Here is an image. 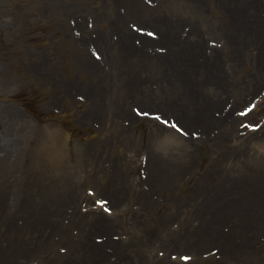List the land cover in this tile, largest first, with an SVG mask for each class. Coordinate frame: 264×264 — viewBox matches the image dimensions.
<instances>
[{"label": "rangeland", "instance_id": "374dc122", "mask_svg": "<svg viewBox=\"0 0 264 264\" xmlns=\"http://www.w3.org/2000/svg\"><path fill=\"white\" fill-rule=\"evenodd\" d=\"M208 1L203 0L202 8L199 12H196L187 7L184 3L185 0H137L136 15L145 10L147 15L153 13L155 17L158 16L159 20H166L165 22H174L170 21L173 19L177 23L183 21L182 24H198L201 28L206 29L210 28L207 26L210 21L219 22L217 18L218 8L215 7L214 2ZM47 2L46 0H0V155H3L0 156V205L8 212L12 210V213H18L22 216L28 214L27 219L36 214L34 225L38 231L43 232L44 238L48 233H51L47 247L54 244L53 249L55 247V252L58 251L59 247L63 248L67 251L61 254L69 257L68 254L72 253L71 256L74 255V250L66 247L64 237H67L68 234L74 238L81 236V229L86 224L85 230L91 228L88 236L91 240L94 235H96L95 238L100 239L97 236L101 233H96L98 231L95 230V219L91 215L85 217L84 213L86 211L84 210L80 211L81 217L76 216L74 218V221L78 223H69L72 208L68 207V202L74 200V204L76 202L81 203L83 199L80 198V201H78L76 196L82 195L87 188L93 189L94 186L98 185V181L107 182L111 178L113 187L120 189L123 196L121 212L114 211L116 215L113 216L116 217L114 219L115 231L118 232V228L130 227L133 222L138 224L141 221L145 225L138 226L133 230L136 231L137 228H141L138 233H145V226L151 223L150 220H158L162 213L166 212L168 213L166 215V229H159L166 230L164 233L171 230L175 232L176 227L168 225L171 218L169 213L172 210L171 200L177 196L186 197L189 194V189L194 185L189 172L196 171L197 176L204 172L207 173V176L211 173L217 175L221 171L226 174L224 165L213 164L214 154H212L209 146L204 145L196 147V152L192 157L184 158L186 147L189 146L184 138L178 135L176 131L153 130L150 123L147 120L146 122L145 119H138V121L133 119L132 126L134 128L131 125L122 126L119 124L118 119L125 118V115L113 109L109 104L104 105L108 108V115L96 116L92 121V114L86 110L97 108V101L91 96V91L95 92L97 90V88L92 87L97 77L94 74H89L85 67L79 65L76 51H88L87 56L89 59L95 56L98 59L100 55L102 56L101 50L91 41L86 44L79 37L81 32L83 37L92 35L91 37L94 38V35L97 36L99 33L107 34L109 37L110 32L106 30L105 23L102 21L112 19L115 15L116 5L112 7L110 3L106 1L104 3L103 0H54L53 4L49 6L46 5ZM187 2L188 0H186ZM100 5L104 6V17H100L98 22L92 19L95 23L88 21L85 23L88 30L82 31L83 29H80L77 25L79 15H83L85 18H93L94 14L99 12ZM119 7L123 11V4L120 3ZM229 8L230 10L233 9L232 6ZM236 12H239L236 17H240L238 28L242 30L239 35V46L244 48L241 52L230 47L228 43L224 44V39L219 40L216 36L211 37L210 35V38L208 36L206 41L210 45L211 43H221V45H224L221 47L222 49L226 47L233 53L232 56L238 55L237 61L232 64V60H228L225 65V57L222 56L218 60L221 63H217L215 59H210L211 56L207 52L205 58L209 59L207 65L217 67V63L220 69L225 70L224 77L227 76V79L222 89L231 95L223 101L222 107L228 102L232 105L233 100L237 99L236 102L241 101V104L234 109L239 113L242 108H246L245 110L248 107L253 109L255 105L251 96H245L246 89L240 90L239 94H234L232 91L236 90L240 84L253 79L250 72L254 60L262 56L264 52V41L262 43L258 42L260 38V35H258L259 30H264V0H250L246 7L240 8L239 6L236 8ZM169 16L170 20L168 19ZM125 19L123 22L126 23L129 30H132V26L138 27L139 25L143 29H152V31L157 28V26H146V23H140V20L133 14ZM89 23L91 24L90 27L88 26ZM187 28L188 26H185L186 30ZM249 28L250 32L245 34ZM152 31L150 33L153 34ZM172 32H176V30H172ZM168 33H170V30ZM211 38L215 39L210 40ZM84 39L89 40V38ZM161 47L162 44H159L155 46V50L159 52L167 46L165 48ZM105 67H108L109 72L113 74H109L111 77L114 76L121 83L127 81L125 74H119L120 71L116 64L113 66L109 63ZM99 68L101 69V65H99ZM136 81L137 84L134 89L128 83V85L122 87L115 86L116 92H114L109 90L110 84L102 83L101 90L107 92L105 93L107 97L115 95L121 98L122 102L130 108V111L159 113L158 118L168 119L170 117L169 113H166L168 102H164L169 96L167 87L162 89L156 79L154 80L146 74L138 76ZM128 90L129 93L124 96L123 92ZM260 90L261 96L264 97V84H262ZM117 92L121 95H118ZM142 94L147 95L152 101L143 102L144 104L137 102ZM127 96L130 97L131 102H127ZM255 102H258V98ZM7 110L15 111L18 115L15 117L10 114L2 116L1 113H6ZM253 114V116L245 115L240 119V122L238 121V124L240 123L241 126L242 123L246 122L245 128L250 132L253 130L251 129L252 125L259 124L260 128L253 130L258 133L250 136L245 134L246 131L237 132L232 145L238 146L236 148L242 153L241 159H247L249 167L254 166V169L261 170L259 174H255L253 177L255 181H258L256 177H264V125L261 126L264 123V109ZM105 118H109L110 122L122 126V133L111 128L107 129L111 134L108 136L107 142L104 135L100 134L101 130L97 132L93 125L96 121L104 127ZM86 124L88 125L86 126ZM112 137L117 139L113 140ZM91 148L93 150L98 149L100 153H103L99 160L87 157V151ZM151 153L167 156V158L172 159V165L178 162L184 164V160L188 159L193 167L185 173L179 174L180 170L177 171L179 176L169 179V182L164 184H158L160 183L159 180L156 181L154 184L162 187L163 191L153 192V201L155 202L150 206V213L142 216L138 213L140 207L135 209L139 205L136 204L135 199L139 195L140 189L147 188L146 186L149 183L145 182H153L154 177L150 172L147 178L148 172L144 166L138 169L135 164L138 163L141 155L148 154L149 156ZM96 161L98 162L96 163ZM239 161V158H233L228 162L227 167L237 169L240 165ZM133 165L135 168H131ZM34 181L40 184V187L36 186ZM52 182L55 183L56 188L50 191ZM69 185L76 189L77 193H71L72 191L67 189ZM51 192L55 193L54 198H52ZM40 197L42 200L38 204L36 201ZM68 197H70L69 200H67ZM23 198H27L29 201L34 199L35 201L30 203ZM43 202L47 206L46 209L50 215L43 209ZM74 204L71 206H80ZM54 208H60L63 215H58ZM35 210L38 212H34ZM101 211L106 213L103 209ZM42 212H45L48 218L44 219ZM218 215L221 219L216 220L219 223L216 227L219 230L216 232L217 235H222V232H225L222 238L224 241H220L219 244L211 243L208 239L212 234L207 237L202 236L206 232L214 230L212 228L210 231H206V228L210 226L206 224V215L201 220L200 217H195V213L190 212L187 214L184 211V213L177 216V220L181 219L185 224L187 223L186 226L196 228L198 232H201L198 233V236L204 245L196 242L189 245L182 242L174 244L172 241L174 233L172 231L170 236L166 237L162 235L158 238L152 235L148 240V245L154 246L160 243V246L156 249L153 248L151 259L145 264H228V261L229 264H264L256 262L251 254L245 255L244 258H240L238 261H233L231 255L223 251L222 244L229 245L227 237L230 240H235L236 243H240V241L242 242L240 235L253 233L254 231L251 228H245L239 233V230L235 229L234 226L239 228L240 223L238 222L241 221V218L237 215H230L228 218H223L221 214ZM142 218H145V220ZM248 219L260 222L262 226H255L254 230L258 229L257 232H262L258 233L257 237L264 243V219L260 220L256 216ZM104 223L103 220L100 221L101 229L105 227ZM149 227H152V224ZM2 228L0 225V231H2ZM64 230L66 234L63 232ZM126 233L133 234V231H126ZM213 233H215V230ZM114 234L113 232L112 235ZM247 236L251 237V235ZM133 237L130 238L134 239ZM33 238L35 239L34 234ZM130 238L119 240L121 248L125 247L126 243H130L135 247L138 246L136 240L128 242ZM61 239H64L62 240L64 244L61 243ZM37 243L39 242L35 241L33 244H28L30 251L25 250L28 245L24 247L23 244L19 248L12 246L9 248L8 242L7 247L0 249L9 248V252L16 251V253L11 254L13 258L10 259L14 261L12 264H19L18 257L28 258L30 264H47L48 260L53 261L49 264H56L53 255L49 256L48 259L44 257V251L47 250L44 244ZM193 245H201L202 247L197 250L194 249ZM97 250L99 253H104L103 248H97ZM183 254L188 256H183ZM90 256L88 255L85 258ZM183 257H187V260H184ZM119 258L116 264H128L119 260ZM105 259L116 261V255L112 253V256L105 257L101 262L91 258L89 264H106L103 262ZM78 261L80 262L81 258Z\"/></svg>", "mask_w": 264, "mask_h": 264}, {"label": "bare ground", "instance_id": "6f19581e", "mask_svg": "<svg viewBox=\"0 0 264 264\" xmlns=\"http://www.w3.org/2000/svg\"><path fill=\"white\" fill-rule=\"evenodd\" d=\"M103 1L104 3L105 1L110 3V6L112 7L116 5L114 9L115 15L112 17V19L110 21H102L105 23L106 30L110 32L109 37L107 34L103 35L102 33H99V35H97L95 38H92L91 36L83 37L82 32L81 36L79 37L80 39L84 40V43L87 44L88 41H91L98 49H100L102 53V59L100 61L96 60L95 58L89 59L87 56L88 51H76L79 65L85 67L89 74H94L97 77L95 83L92 85V87L97 88V90L95 92L91 91V96L97 101V108L95 110H86L92 114L91 120L93 121V118L96 116L100 117L102 115H108V108L104 106L105 104L111 105L113 109H116L118 112L125 115L123 120L125 119L127 121L118 120L119 124L121 125L125 123L127 124L133 119H139L133 115V113H131L130 108L126 103L122 102L121 98L116 97L115 95H110L107 97L105 94L107 92L101 90L102 83L110 84L109 90L114 92H116L115 86L122 87L124 85H128V83L130 84L131 88L134 89L137 84V77L146 74L152 77L154 80L156 79L157 82L160 83L159 85L162 87V89L167 87L169 96L164 100V102H168L166 113L169 112L170 118H173L174 121H176L183 129V138L189 144V146L186 147V156H184V158L192 157L196 152V147L198 146H209L212 154H214L215 157L213 164L224 165L226 172L225 174L221 171L217 175H213V173H211V175L208 176L206 172L202 173L201 175L198 174V176L196 171L189 172V175L191 176L190 178L193 179L194 184L193 187L189 189V194L186 197L177 196L171 200L172 210L169 213L171 218L169 219L170 223L168 225L176 227L175 232L171 230L172 233H174V236L172 237L173 243L178 244L179 242H182L189 245L190 243L193 244V242H196L203 244L200 240V237L198 236V233L201 232H198L196 228L193 229L189 226H186L187 223L185 224V222L181 221V219L177 220V216L181 213H184V211H186L187 214L190 212L195 213V217H200L201 220H203L202 218H204L206 215V224L210 225L208 228H206V231H210V229L214 228L215 233H213V230L206 232L202 236L207 237L212 234L208 241L218 244L220 241H224L222 238L225 235V232H222V235H217L216 231L219 230V228L216 227L219 223L216 222V220L221 219L218 214H221L223 218H228L230 215H237L239 218H241V221L238 222L240 223L238 226L239 228L236 226H234V228L238 229L239 233L245 228H251L254 232L240 235L242 242H237L238 244L235 240H230V238L227 237L229 245L223 243V251L228 252V255H231V259L233 261H238L240 258H244L245 255L251 254L252 258L254 257L253 259H255L256 262L264 263V243H262V241H260L257 237L258 233L262 232H257L258 229L254 230L255 226L262 225L260 222H258V220L252 221L248 219L252 218V216H256L260 220L264 219V177L258 176L256 179L259 182L255 181L253 177L255 174H259L261 170L258 171L254 169V166L249 167L247 164V159H241L242 153L236 148L238 146L232 145L233 141L236 139L235 136L237 132L242 133L246 131L245 134L250 136L257 134L258 132H250L246 130V128H240V123L238 124V121L241 117L233 113V108H228L227 110L226 106L222 107L223 101L226 100L231 94L229 92L223 91L222 89L224 83L226 82L227 76L224 77L225 70L220 69L217 63H221V61L218 60L224 56L225 65L228 60H232V64H234V62H236L238 59V55L232 56L233 53L230 52L226 47L220 49V52L216 54L218 48L214 47L213 45L210 46L206 41L207 36H216L219 40L224 39V44L228 43L230 47L241 52L244 47L239 46V35L240 31L242 30L238 28L240 17H236L237 13H239L236 12V8L239 6L240 8L246 7L250 0H239L237 2L236 0H209L214 2L215 7L218 8L217 18L219 19V22L210 21L207 23V26L210 28L206 29L201 28L198 24H182L184 23L183 21H179V23H177L176 20H170V16L168 19L174 22H165L166 20L163 19L162 22L165 24L164 25L161 21H159L158 16L155 17V14L153 13L147 15L145 10H143V12L140 11V13L136 15L137 0ZM202 1L203 0H188L186 3L185 0L184 3L190 10L199 12V10L202 8ZM120 3L123 4V11H121V8L119 7ZM51 4H53V1H48L46 5L49 6ZM230 6L233 8L232 10H230ZM103 7L104 6L100 5L99 12L94 14L95 22H98L100 17H104L105 9ZM132 14L142 21L141 23L146 22L151 23L154 27L157 26L156 37L151 38L146 34H138L129 30L126 23L123 21L126 20L125 18L131 17ZM83 18L84 16L81 15L80 20ZM77 25L80 27V29H83L82 31L88 30L84 21L77 22ZM185 26H188L187 30L185 29ZM169 30L170 33H168ZM172 30H176V32H172ZM249 30L250 28L246 30L245 34H248V32H250ZM102 32H104V30H102ZM258 35H260L258 42L262 43V41H264V30H259ZM84 38H89V40ZM212 39L215 38H211L210 40ZM240 39L242 41L241 37ZM159 44H162L161 48L167 47L164 50L158 52L155 50V46ZM84 46L86 47V45ZM223 46L224 45H222V47ZM206 52L210 54V59H215L217 62V67L206 64L209 60L205 58L207 55L205 54ZM228 57L229 59H227ZM100 63H102V66L108 65L109 63H111L113 66L116 64L118 70L120 71L119 74H125L127 81L125 83H121L118 79L114 78V76L111 77L107 74L108 71H104L103 67H101V69L99 68ZM45 69L47 70L46 65ZM250 73L252 74L253 79L240 84V86L234 90V94H239L238 92L240 90L246 89L245 96H251L253 100L258 98L257 105L253 109L254 111H260L261 109H264V97L261 96L260 90L262 84H264V52L262 56H259L254 60V64ZM127 93H129V90L127 92H123V95L125 96ZM117 94L121 95L118 92ZM138 99L139 100H137V102L140 104L152 101L145 94H142L141 97L139 96ZM126 100L127 102H131L129 96H127ZM238 103H240V101H238ZM161 111L163 110L161 109ZM9 114L12 117L18 115L17 112L10 110H7L6 113H1L2 116H8ZM105 119L104 127L96 121L93 123V125L97 132L101 130L100 134L104 135V139L107 142L108 136L111 135L107 129L111 128L116 132L120 131V133H122V126L110 122L109 118ZM145 120L151 124L153 130L166 129V127L159 124V122L154 119ZM87 125L88 124H86V126ZM100 134L98 135L100 136ZM112 139L116 140L117 138L112 137ZM86 155L92 159L99 160L103 153H100L98 149L93 150L91 148L87 151ZM238 155H240V157H238ZM163 158H165V160H163ZM233 158H239L240 160V165L237 169H229L227 167L228 162ZM184 161V164L178 162L173 163L174 165H172V159L167 158V156L164 155L151 153L149 156L147 154L144 157V168L148 172L147 178L150 172L153 174L154 178L153 182H145L149 183L147 184V188L140 189L138 192L139 195L135 199L136 204H139L140 207L138 210L139 214H142V216L143 214L148 215L147 213H150L151 204L155 202L153 201V192L157 190L158 192L163 191L162 187H158L157 184H154L156 181L159 180L160 183L158 184H164L165 182H169V179H174L175 176H179V174L185 173L186 171L192 169L193 165L191 166L188 159ZM97 162L98 161H96V163ZM179 170L180 173L177 172ZM111 181V178L107 182L98 181V185L94 186L97 191L100 190L98 193H102L105 196L104 198L106 201H108L107 203L111 205V214L103 213L102 211L100 212L98 209L93 208L87 210L84 213L85 217H87V215H91L93 219H95V230L98 231L96 232L97 234L101 233L97 236L101 238V241L97 242L95 240L96 235H94L91 240L88 237L90 234L89 230L91 228L89 227L88 230H85L84 227L87 226V224L83 225V228L81 229L82 235L80 233L81 236L77 238H74L69 234L68 236L66 235L67 237L63 236L65 238L66 247L70 248V250L73 248V256H71L72 253L68 254L69 257H66L65 254H59V252H55V249H53L54 244H52L51 247H47L50 242L51 233H48L44 238L43 232L40 233L38 231L34 225L36 221V214L27 219L28 214L22 216L18 213H12V210H10V213L7 210L5 211L4 207L1 205L2 211L0 209V225L3 228L2 231H0V238L8 241L9 248L11 246L14 248H19L22 244L25 247L28 244H33L35 241L39 242L37 244L43 243L46 249H53L52 254L54 253L53 259L56 261L54 262L56 264H89L91 258L101 262L105 257L108 258V256H112V253H115L116 261L105 259L103 262L106 264H116L118 257H120L119 260H122L128 264H145L149 262L151 259V253L154 251L153 248L156 247V244L154 246L148 245V240L150 237L152 235H155V237L158 238L162 235H165V237L170 236L171 231L164 233L166 230H162L166 229V215L168 213L163 212L158 220H150L151 223L149 225H156L153 226V229L152 227H149V225L145 226L146 234L144 238L138 237L135 234L133 237L134 239L130 238L128 240V242H133L136 240L138 242V246L135 247L130 243H126V246L121 248L119 241L115 240V236L127 234L126 232H123L124 230L133 231L134 233V228L138 226H144L145 224L141 221L138 224L133 222V225L130 227H122L123 229L118 228V232L115 231L114 226L116 224L114 219H116V217H113L115 215L114 211L118 210V213L121 212L123 196L120 193L121 190L114 188ZM138 181H140V179H138ZM34 183L36 186L40 187V184H38L36 181H34ZM50 185V191L56 188L54 182H52ZM67 189L72 191L71 193H77V190L73 189L70 185ZM45 193L48 194L47 191H45ZM54 194L55 193L51 192L52 198H54ZM82 197L88 202L91 201L89 196H83L81 194L79 197L76 196V200L79 201V198ZM69 198L70 197H68L67 200H69ZM23 199L29 201L27 198ZM41 200L42 198L40 197L36 203L39 204V201ZM33 201L35 200L32 199V201L29 202L33 203ZM68 203V207L72 208L71 219L69 223H78L74 221V218L76 216H82L80 213L81 205L78 207L71 206L74 204V200L72 202L69 201ZM86 205H88V203ZM43 206L44 208H42L48 213L46 209L47 206H45L44 202ZM54 209L58 215H63L60 208ZM34 212L38 211L35 210ZM41 214L44 216V219H46V217L48 218L45 212H42ZM208 215L210 216L207 217ZM142 219L145 220V218ZM102 220L105 222V227H103L105 229H101L100 221ZM110 221L112 222L110 223ZM230 229L232 230V228ZM63 232L66 234L65 230ZM113 232L116 235H112ZM33 234L35 235V239L33 238ZM247 235H251V237H248ZM131 236L133 235L131 234ZM62 240L64 239H61V241ZM254 243L257 244L254 245ZM201 247V245H195L194 249L200 250ZM9 248L5 250L0 249V264L13 263V260L10 258L13 257L11 254L16 253V251L9 252ZM27 248H25V250ZM97 248H103L104 253H99ZM48 250L44 251L46 252L47 256L50 254ZM89 252L91 253L89 254ZM88 255L91 256L85 258ZM79 258H81L80 262L78 261ZM52 262L53 261H49V263Z\"/></svg>", "mask_w": 264, "mask_h": 264}]
</instances>
